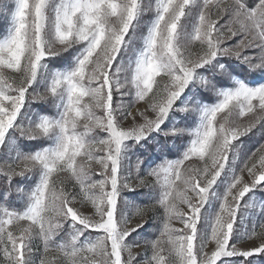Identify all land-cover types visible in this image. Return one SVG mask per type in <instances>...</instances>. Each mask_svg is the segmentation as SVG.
Instances as JSON below:
<instances>
[{"label":"snow or ice","instance_id":"6c2138e0","mask_svg":"<svg viewBox=\"0 0 264 264\" xmlns=\"http://www.w3.org/2000/svg\"><path fill=\"white\" fill-rule=\"evenodd\" d=\"M0 10V264H264V0Z\"/></svg>","mask_w":264,"mask_h":264},{"label":"rangeland","instance_id":"374dc122","mask_svg":"<svg viewBox=\"0 0 264 264\" xmlns=\"http://www.w3.org/2000/svg\"><path fill=\"white\" fill-rule=\"evenodd\" d=\"M6 2H8L10 4L11 0H6ZM9 15H10L9 12H5V11L0 10V32H2L4 30V28L6 27ZM62 64H63V60L59 59L58 66L62 65ZM261 143H264V131H261L259 129L254 130L253 133L242 138V147H241L242 154L243 153L250 154ZM2 161H3V155L0 154V162H2ZM141 191H144V190H141ZM144 202L147 203L146 200ZM137 203H140V201L137 200ZM85 211L87 212L88 210L85 209ZM129 211H134V209H129ZM154 234H155V226L151 225V224L146 225L145 229L143 230V235L146 238L151 239V238H153ZM250 244H251V242L244 241L241 246L247 247ZM40 249L42 251V245H40ZM133 251L136 253H143L144 249L143 248H134ZM37 264H38V258H37Z\"/></svg>","mask_w":264,"mask_h":264},{"label":"trees","instance_id":"16d2710c","mask_svg":"<svg viewBox=\"0 0 264 264\" xmlns=\"http://www.w3.org/2000/svg\"><path fill=\"white\" fill-rule=\"evenodd\" d=\"M58 62H59V59H58ZM244 69L242 68L241 71H243ZM4 188V181H3V178L0 177V190H2Z\"/></svg>","mask_w":264,"mask_h":264}]
</instances>
